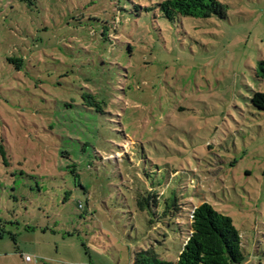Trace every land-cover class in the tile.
<instances>
[{"label":"rangeland","instance_id":"374dc122","mask_svg":"<svg viewBox=\"0 0 264 264\" xmlns=\"http://www.w3.org/2000/svg\"><path fill=\"white\" fill-rule=\"evenodd\" d=\"M163 1L0 0V264L174 262L201 200L264 264V0Z\"/></svg>","mask_w":264,"mask_h":264},{"label":"trees","instance_id":"16d2710c","mask_svg":"<svg viewBox=\"0 0 264 264\" xmlns=\"http://www.w3.org/2000/svg\"><path fill=\"white\" fill-rule=\"evenodd\" d=\"M158 9L168 21H173L175 17L208 19L212 16H226L219 0H165L158 4ZM257 76L264 79V60L258 62ZM250 103L256 110L264 112L263 93L254 92ZM93 104L98 105L95 101ZM172 207L173 211L167 212L170 215L180 210L176 199ZM187 219V238L176 261L161 260L150 249L137 252L133 264H254L243 253L240 233L230 217L201 200L192 206Z\"/></svg>","mask_w":264,"mask_h":264},{"label":"built area","instance_id":"2783aa9c","mask_svg":"<svg viewBox=\"0 0 264 264\" xmlns=\"http://www.w3.org/2000/svg\"><path fill=\"white\" fill-rule=\"evenodd\" d=\"M25 261H27V262L31 261L30 257L26 256Z\"/></svg>","mask_w":264,"mask_h":264}]
</instances>
